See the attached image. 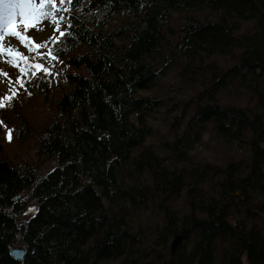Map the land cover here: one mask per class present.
<instances>
[{
    "label": "trees",
    "instance_id": "1",
    "mask_svg": "<svg viewBox=\"0 0 264 264\" xmlns=\"http://www.w3.org/2000/svg\"><path fill=\"white\" fill-rule=\"evenodd\" d=\"M56 6L51 111L0 108V264H264V0Z\"/></svg>",
    "mask_w": 264,
    "mask_h": 264
},
{
    "label": "rangeland",
    "instance_id": "2",
    "mask_svg": "<svg viewBox=\"0 0 264 264\" xmlns=\"http://www.w3.org/2000/svg\"><path fill=\"white\" fill-rule=\"evenodd\" d=\"M56 5L60 6V0H56ZM33 19L27 18L25 22H21L20 18H17V30L22 31L26 36L30 37L34 43L31 47L26 46L23 43H18L14 45L15 48L18 49L20 53H23L24 56L28 57L27 61L20 60L19 64L20 67L24 68V73L21 74L19 68L15 66V64H9L7 61L11 60L12 57L5 56L3 58L4 63L0 66H2V69L4 72L9 73V77H3L0 76V98H2L4 95H10L12 91H15L17 94L13 97L12 100L16 99L17 104H27L26 111L29 113L31 111V108L36 110V112H44L46 109L48 111H51V102H49V99L46 101H43L45 97L42 95H39V98L35 97L34 93L27 92L26 90L22 89V83L20 80H18V76H25L24 78H27L29 80H32L34 77H36L38 74L45 75V78L49 80V82L53 85L58 83V70L64 71L68 70L67 67H65L60 60H53L50 57H47L46 55H41L42 53L46 54L48 49H53L54 52V46L56 45V41L54 40V37H57L59 35L58 32L55 31L54 24L49 20H43L39 23H36L35 26H33ZM114 23V22H113ZM62 22H61V30H62ZM9 39L6 37V40ZM45 44V47L43 48H35V44ZM7 46V45H6ZM55 54V52H54ZM45 60L47 61V64L45 67H48V65H51V68L49 71H45L43 69H36L34 67L37 63H44ZM17 72V73H16ZM34 73V74H33ZM26 74V75H25ZM171 79V76L168 78H165V81H168ZM11 80V84L8 83V81ZM60 80V79H59ZM7 86V88H6ZM30 93V94H29ZM139 94L142 95H149L151 94L150 90H142L139 92ZM12 100H5L4 108H9V106L12 103ZM151 121L154 125H159L162 120V115L160 113L157 114V117H151ZM7 127H4L0 130V136L4 135L6 132ZM27 142L28 139L24 140L22 143L16 144L15 140L12 141H5V139H2V142L0 144V152H4L9 157H20V154H22L24 151L27 150ZM50 168L49 164H46L45 168H42V171H45L46 169ZM32 209V208H31ZM29 209L27 211V216L29 215V212L31 211ZM105 264H114V262H109Z\"/></svg>",
    "mask_w": 264,
    "mask_h": 264
},
{
    "label": "snow or ice",
    "instance_id": "3",
    "mask_svg": "<svg viewBox=\"0 0 264 264\" xmlns=\"http://www.w3.org/2000/svg\"><path fill=\"white\" fill-rule=\"evenodd\" d=\"M68 2L72 3V0H68ZM63 3L64 0H60V4L62 5ZM77 3H79V0H77ZM62 11L63 9L56 6V0H0V65L4 63L3 58L5 56L12 57L7 63L15 64V66L19 68L20 73H24V68L20 67L19 61H27L28 57L20 53L14 45L23 43L31 47L34 41L22 31L17 30V18H20L22 23L25 22L27 18H32L34 21L33 26H35V23H39L43 20L51 21L55 26V31L59 33V36L54 37V40L60 42V38L66 35V32L61 30V22L66 20V17L61 14ZM68 27L71 28L72 25H68ZM6 37L9 39L6 40ZM46 43L47 42L44 44L37 43L35 44V48H43ZM41 55H46L53 60L59 59V55L54 54L51 48L48 49L46 54L42 53ZM46 64L47 61L45 60L44 63L35 64L34 67L36 69L49 71L51 65L45 67ZM0 76L9 77V73L4 72L2 66H0ZM18 80H22V77L18 76ZM8 83L11 84V80H9ZM16 94L15 91H12L10 95H4L0 98V108L5 107V100H12ZM8 138L11 139L10 133Z\"/></svg>",
    "mask_w": 264,
    "mask_h": 264
},
{
    "label": "water",
    "instance_id": "4",
    "mask_svg": "<svg viewBox=\"0 0 264 264\" xmlns=\"http://www.w3.org/2000/svg\"><path fill=\"white\" fill-rule=\"evenodd\" d=\"M257 67V71L259 72L261 70V66L260 65H256ZM180 237H177L174 239L171 250L174 251L177 244L180 242ZM25 247L24 246H12L11 247V254L13 255V257L17 260H19L20 262H22L24 260V256H25Z\"/></svg>",
    "mask_w": 264,
    "mask_h": 264
},
{
    "label": "bare ground",
    "instance_id": "5",
    "mask_svg": "<svg viewBox=\"0 0 264 264\" xmlns=\"http://www.w3.org/2000/svg\"><path fill=\"white\" fill-rule=\"evenodd\" d=\"M177 237H180V238H181V239H180V242L177 244V246H178L181 242L184 241V235H183L182 233H178V234H176V235L174 236V239L177 238ZM174 239L172 240V242H171V244H170L171 247H172V244H173ZM18 246H20V245H18ZM177 246H176V247H177ZM11 255H12V254H11ZM12 256H13V255H12Z\"/></svg>",
    "mask_w": 264,
    "mask_h": 264
}]
</instances>
